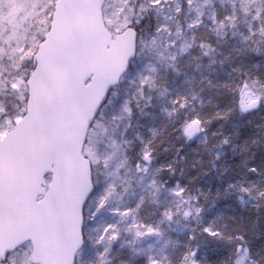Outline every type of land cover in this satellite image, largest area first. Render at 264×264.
I'll return each instance as SVG.
<instances>
[{"label":"rangeland","instance_id":"1","mask_svg":"<svg viewBox=\"0 0 264 264\" xmlns=\"http://www.w3.org/2000/svg\"><path fill=\"white\" fill-rule=\"evenodd\" d=\"M49 1L0 0V53L20 54L24 49L23 57L32 58L35 50L32 48L33 40H29L25 46L23 38L35 22L33 30L45 34V7ZM180 1L149 0V10L160 23L158 31L153 32L152 29L148 39L142 36L141 40L137 36L140 50L135 57L133 72L121 79L123 87L111 93L109 102L101 108L87 136L88 142L83 150L91 161L95 190L84 209L86 239L76 256V264H177L178 256L182 258L181 254L175 253L177 245H188L186 232L190 229V223H198L199 211L194 195L190 197L178 185L167 180H158V169L151 166V155L158 156L164 151L160 145L164 140L155 139L154 136L149 140L142 139L139 134L132 135L128 131L131 127L132 103L140 102L147 94H159L163 99L155 101L156 108L165 117L178 108H171L169 100L176 97V100L179 99L178 106L184 109L186 107L182 101L189 95L192 98L189 101L192 105L187 111L191 116L189 121L200 123L205 118V112L200 106L199 96L193 90L195 81L200 84L217 78L218 82L223 80L224 72L219 76L213 62L203 63L198 57L186 55L189 50L194 51L192 47L196 32L201 33L203 30L218 46H223L226 40L235 42V39L244 36V32H252L253 21L258 20L260 15L262 0H186L187 10L183 14L189 22L183 27L172 25L174 13L183 8ZM127 3V0L105 1L102 17L112 33H118L125 26L137 25ZM253 74L260 78L259 83L264 82L259 71ZM177 77L182 80L180 84H184V93L180 96V92L168 93L166 89L177 88ZM25 80L18 74L12 75L10 86L17 90L26 88ZM254 84L252 82L250 87H246L243 94L247 104L253 101L250 94ZM159 106H162L160 110ZM260 120H257L252 135L254 140L249 143V154L253 150L252 146L258 148L264 145V118ZM12 126L7 119L0 123V138ZM133 137L134 141H138L136 158L139 162L134 158L131 161V150L127 148L133 143ZM262 194L264 198V192ZM244 197H247L246 193L240 196L242 199ZM259 214H262L259 218L264 222V211ZM203 233L207 241L220 239L218 235L209 232L208 228ZM222 241L229 243L232 248L229 252L233 255L229 261L236 264H260L249 259L248 242L244 236L238 235L232 239L227 237ZM30 254V246L26 243L10 254L2 264H33L30 262ZM184 258H187V264H198L191 252L184 255Z\"/></svg>","mask_w":264,"mask_h":264},{"label":"water","instance_id":"2","mask_svg":"<svg viewBox=\"0 0 264 264\" xmlns=\"http://www.w3.org/2000/svg\"><path fill=\"white\" fill-rule=\"evenodd\" d=\"M104 2L55 0L33 52L25 111L0 139V262L29 242L34 264H75L84 244L94 183L83 145L137 52L134 27L116 34L106 27ZM199 132L192 121L184 135Z\"/></svg>","mask_w":264,"mask_h":264},{"label":"trees","instance_id":"3","mask_svg":"<svg viewBox=\"0 0 264 264\" xmlns=\"http://www.w3.org/2000/svg\"><path fill=\"white\" fill-rule=\"evenodd\" d=\"M127 1L131 14L135 16L134 22L137 25L134 27L137 29L138 38L141 40L142 36L145 39L150 38L152 29L153 32L158 31L160 23L149 10L147 4L149 0ZM185 2L186 0L180 1L183 8L174 13L172 25L183 27L189 22L187 16L183 14L187 10ZM52 5L53 0H50L45 7L46 23L43 30L48 27ZM253 22L251 33L244 32V36L235 39V42L223 41V46L213 43L211 36L203 30L201 33L196 32L192 47L194 51L189 50L186 55L198 57L203 63L213 62L218 74L226 73L225 79L218 85L208 86L195 81L193 90L199 96L200 106L205 112V118L200 120L202 125L200 137L189 140L183 134L184 126L191 119L190 114L187 113L189 106L192 105V102H189L192 100L189 95L182 101L186 107L184 109L178 106L179 99L176 100V97L172 101L169 100L171 108L174 106L178 108L165 117L156 108L155 101L163 99L159 94L155 93L153 96L147 94L140 102L132 103V116L129 122L131 127L128 131L132 135L139 134L142 139L149 140L154 136L155 139L164 140L160 142L164 151L158 156L151 155L153 160L151 166H156L155 168L158 169L157 179L178 185L190 197L194 195L196 200V208L199 211L198 223H190V229L186 232L188 245H177L175 253L182 256V258L178 256L177 264H187V258L183 259V257L190 252L198 264H236L229 261V257L233 255L229 252L232 248L222 239L227 237L232 239L238 235L244 236L248 242L249 259L264 264V222L259 218L262 215L259 212L264 211L262 197L264 153L256 152L255 146H252L253 150L250 154L248 152V148L251 147L249 143L254 140L252 135L258 124L257 120L264 118V82L259 83L260 78L253 74L259 71L264 79V0L261 1L258 20ZM35 25L36 22L26 31L23 38L25 46L29 40H33V49L43 35L33 30ZM143 27H145L144 34H142ZM137 49L139 52V43ZM17 53L12 52L11 55L0 53V123L7 119L11 122V126L15 119L24 113L27 99L26 88L17 90L10 86L12 75L18 74L26 79L34 66L30 56L23 57L24 49L20 54ZM231 56L233 62L230 60ZM135 59L121 79L133 72ZM247 70L249 73L246 72ZM120 81L111 89L102 108L109 102L111 93L123 87L124 82L120 83ZM175 82L176 89L170 87L166 89L168 93L180 92V96L184 93V84H180L182 80L178 77ZM252 82L255 83L250 94L253 101L247 104L243 94ZM158 108L160 110L161 106ZM157 119L164 120L163 127L155 125ZM142 135L146 137L143 138ZM132 141L131 149L127 147L129 151L131 150L130 159L132 161L134 158L139 162L136 158L139 150L138 141H134V137ZM243 152L248 153L237 157L236 153ZM242 193H246L247 197L240 198ZM205 228L218 235L220 239L207 241V238L203 237Z\"/></svg>","mask_w":264,"mask_h":264},{"label":"bare ground","instance_id":"4","mask_svg":"<svg viewBox=\"0 0 264 264\" xmlns=\"http://www.w3.org/2000/svg\"><path fill=\"white\" fill-rule=\"evenodd\" d=\"M222 74V72H220L219 73V76ZM225 75H226V73H223L222 74V78L223 79H225ZM217 80H219V79H217V78H215V79H213V78H211V80H206L205 82H204V84H206V85H208V86H213V85H218V84H220V82L222 81V80H220V81H218L217 82ZM161 108H162V106H161ZM167 112V111H166ZM176 120V119H175ZM191 122H192V120H191ZM195 122V121H194ZM197 123V122H196ZM163 124H165V122H164V120L163 121H161V120H159V119H157L156 121H155V125H158L159 127H163ZM189 124L187 123V125H185L184 126V128H183V134H184V130H185V128L188 126ZM199 125H200V132H199V135L197 136V137H195V138H190L191 140L192 139H197L198 137H200L201 136V132H202V125H201V123H199ZM189 139V140H190ZM257 151H261V153L263 152L264 153V145L262 144L261 146H258V148L256 149V152ZM236 154H238V156L237 157H240V156H243L244 155V152L243 153H236ZM242 165H245V164H243V163H241ZM246 166V165H245ZM184 173V172H183ZM260 179H262V178H260ZM256 181H258L257 179H255Z\"/></svg>","mask_w":264,"mask_h":264}]
</instances>
